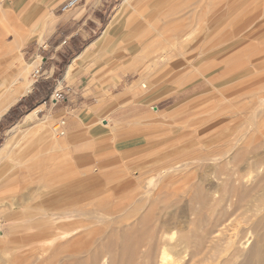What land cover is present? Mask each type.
<instances>
[{"label": "rangeland", "instance_id": "374dc122", "mask_svg": "<svg viewBox=\"0 0 264 264\" xmlns=\"http://www.w3.org/2000/svg\"><path fill=\"white\" fill-rule=\"evenodd\" d=\"M143 2L108 0L104 5H90L95 9L96 23L88 21L87 26L97 32L115 11L120 9L123 16L138 10ZM162 4L144 28L163 68L175 64V75L170 78L172 92L153 105L159 109L155 121L163 135L160 141L165 139L154 151L156 156L126 173L124 168L102 170L93 164L86 179L79 178L78 172L71 174L77 179L62 173L58 181H25L20 194L0 202V264H159L161 248L154 247L149 258L143 256L142 244H148V230L154 226L173 239L179 233L201 234L195 235L196 240L207 237L202 245L206 250L201 247L203 253L193 257V262L202 256V264H247L248 255L249 264H264V259L254 257L257 248L264 258V206L252 207L245 215L233 206L235 197L215 201L220 190L228 188L243 193L259 189L257 192L264 195L260 189L264 183V0H165ZM21 23L11 1L0 0V74L10 72L21 80L20 71H27L26 79L33 80L35 59L39 61L36 55L42 48L26 44L33 33ZM75 28L62 27L60 39H66ZM232 38L233 45H227L230 49H218L219 57L210 54L211 58L198 66V57L210 45L218 46ZM88 39L73 36L60 51H43L41 56L48 57L46 64L45 59L42 61L45 69L54 65L53 77H58L71 57L69 46L77 50L80 41ZM30 64L34 66L28 69ZM50 82L39 77L32 82L34 88L0 117V146L5 143L7 149L20 150V126L14 133L4 130L27 110L33 111L40 95L49 93L47 98L52 100ZM43 113L36 115L42 119ZM53 123L48 122L51 130ZM65 161H56L62 171L67 166ZM235 217L241 223L238 239L246 243L236 242L233 258L224 263L228 255L218 250L211 253L213 240L209 239L217 237V228H223L218 226L223 223L218 219L225 225ZM224 246L219 244L220 249ZM188 258L190 254L185 260Z\"/></svg>", "mask_w": 264, "mask_h": 264}, {"label": "crops", "instance_id": "0c3cea01", "mask_svg": "<svg viewBox=\"0 0 264 264\" xmlns=\"http://www.w3.org/2000/svg\"><path fill=\"white\" fill-rule=\"evenodd\" d=\"M9 1L19 12L23 26L33 33L26 44L41 47V53L48 48H53L54 53L60 51L73 36L89 39L80 41L81 46L76 51L69 46L71 57L55 78L54 65L47 69L44 66L48 57H42L39 52L36 55L39 61H35L33 80L39 77L52 80L50 93L59 90L63 99L54 102L48 100L49 93L45 97L40 95L33 111L44 112L42 119L35 114L26 121L24 117L32 111L27 110L4 130L14 133L20 126L23 143L18 152L7 149L5 143L0 146L3 153L0 157V202L20 194L23 183L31 178L44 183L58 180L62 173H67L69 178L77 179L79 172V178L86 179L92 173L89 168L93 164L101 166L102 170L124 168L126 173L150 162L156 156L154 151L165 140L160 141L163 135L155 121L159 109L153 105L172 92L170 78L175 75V64L163 68L150 45L151 35L145 33L144 28L156 7L163 5L165 0H144L138 10L123 16L119 9L106 18L97 32L87 26L88 21L96 23L95 9L91 10L90 5H104L102 3L108 0H77L67 8L63 7L69 0ZM101 18L104 15L98 17V22ZM74 25L75 30L66 39H60L64 30L61 28ZM232 40L218 46L210 45L198 57V66L211 58L210 54L219 57L221 52L217 50L222 51L229 43L232 46ZM33 88L34 85L30 89ZM58 120L64 122L61 136L48 128V122ZM10 153H14L13 156H9ZM62 158L67 164L63 171L60 163H56ZM74 173L76 175L71 176Z\"/></svg>", "mask_w": 264, "mask_h": 264}, {"label": "bare ground", "instance_id": "6f19581e", "mask_svg": "<svg viewBox=\"0 0 264 264\" xmlns=\"http://www.w3.org/2000/svg\"><path fill=\"white\" fill-rule=\"evenodd\" d=\"M190 3V2H189ZM190 5V4H189ZM179 12H180V10H179ZM187 13V12H186ZM170 14V13H169ZM197 16V15H196ZM178 18V17H177ZM164 23H165V21H164ZM22 24V23H21ZM113 25V24H112ZM153 29H154V27H153ZM192 30V29H191ZM176 31H178V30H176ZM179 31H180V29H179ZM31 33V32H30ZM160 33V32H159ZM174 33V32H173ZM161 34V33H160ZM28 35V34H27ZM170 35V34H169ZM165 39H166V37H165ZM168 39V38H167ZM169 40V39H168ZM169 42V41H168ZM2 43V42H1ZM1 43H0V47H1ZM4 43V42H3ZM164 43H166L165 41H164ZM164 43H162V44H164ZM175 43V42H174ZM178 43V42H177ZM224 43V42H223ZM222 43V44H223ZM20 44H21V41H20ZM179 44V43H178ZM161 45V44H160ZM144 46V45H143ZM159 46V45H158ZM160 47V46H159ZM169 47V46H168ZM167 47V48H168ZM174 47V46H173ZM158 49V48H157ZM160 49V48H159ZM173 49V48H172ZM1 52H3V51H1ZM0 52V53H1ZM3 54V53H2ZM12 60V59H11ZM10 61V60H9ZM8 61V62H9ZM36 61V60H35ZM8 62H6V63H8ZM8 66H9V64H8ZM33 66H34V64H30V65H28V69L29 68H33ZM23 73V74H22ZM25 72L23 71V72H21L20 71V74H22L23 75V78L21 79V80H18V77L17 76H12L11 74H10V72H3V74L1 73L0 74V117L9 109V107L12 105V104H14L17 100H18V98L20 97V96H22V95H24L26 92H28L29 91V89H30V87H31V85H32V82H33V80H29V79H26V76H25V74L27 73V71H26V73L24 74ZM11 75V77H9ZM253 95V94H252ZM230 98V97H229ZM260 98V97H259ZM257 99V98H256ZM35 114H36V112L35 111H31L30 113H28L27 115H26V117H25V120L27 121V120H30L33 116H35ZM260 116V115H259ZM259 123H260V121H259ZM38 131V130H37ZM38 133V132H37ZM49 138V137H48ZM50 140V139H49ZM54 142V141H53ZM52 142V143H53ZM55 142H56V140H55ZM58 143V142H57ZM55 143H53V145H54ZM52 145V144H51ZM52 145V146H53ZM52 146H50V147H52ZM49 148V147H48ZM50 149V148H49ZM36 155V154H35ZM163 168V167H162ZM165 171V170H164ZM171 174V173H170ZM69 179V178H68ZM62 180V179H61ZM168 180V179H167ZM171 180V179H170ZM58 181V180H57ZM63 181V180H62ZM65 183V182H64ZM166 186V185H165ZM257 187V186H256ZM259 188V187H258ZM255 188H253V190H254ZM261 191L262 190H264V183L261 185ZM259 190V189H258ZM258 190H256V191H253V192H255V193H253V192H248V193H243V192H237L234 188H232V189H229L228 188V190H220L221 192H220V198L218 199H216L215 201L217 202H219L220 203V201H223V200H225L226 198H230V200H231V198L233 199V197H235V200H236V196H237V200H236V202H235V200H234V203H236V204H233V206H236V207H239L240 209H242L243 211H244V214L245 215H247L246 213L248 212V210L249 211H251V210H253L252 209V207H259V206H264V195L263 194H261L260 193V191L259 192H257ZM252 191V190H251ZM144 193V192H143ZM264 193V192H263ZM142 199V198H141ZM146 199V198H145ZM142 201V200H141ZM202 201V200H201ZM226 201V200H225ZM203 202V201H202ZM143 203V202H142ZM141 203V204H142ZM229 203L231 204V201H229ZM233 203V202H232ZM140 204V203H139ZM229 204V205H230ZM153 206V205H152ZM209 206V205H208ZM212 206V205H211ZM219 206V205H218ZM232 206V205H231ZM231 206H228V207H230L231 208ZM154 207V206H153ZM233 208V207H232ZM239 208H237V211H238V209ZM150 209V208H149ZM222 209V208H221ZM211 210V209H210ZM231 210V209H230ZM232 211V210H231ZM236 211V212H237ZM240 211V210H239ZM236 212H234V214L236 213ZM210 213V212H209ZM154 214V213H153ZM223 214V213H222ZM233 215V214H232ZM245 215H243V216H245ZM154 216V215H153ZM219 216V215H218ZM156 217V216H155ZM217 217V216H216ZM215 217V218H216ZM224 217V216H223ZM226 217V216H225ZM228 217V216H227ZM227 217H226V219H227ZM246 217V216H245ZM248 217V216H247ZM219 218V217H218ZM229 218H232L231 216H229ZM143 219H145L146 220V217L145 218H143ZM142 219V221H145V220H143ZM156 219V218H155ZM223 219H225V218H223ZM236 219V217L234 218V220H232L231 221V219H229L231 222H229V223H227V224H223V223H225L224 222V220H222V221H220L221 219H218L219 220V222H223V223H220L218 226H221V225H223L222 227V229L221 228H217L216 229V233H217V237H213L214 239H209V240H213L212 242H213V244H212V246H211V249L212 250H210V251H212L211 253H213V250H218V253H220V254H222V252H224V254H227L228 255V257H225V258H227V259H225L224 257V263H228V262H230L231 261V259L233 258L232 256H234V252H233V249H232V247L235 245V243L236 242H239V243H242V244H244V243H246V241L244 242H242V241H240V239L241 238H239L238 239V237H241V236H239V234H238V226H241L240 224V221H237V220H235ZM246 219H248V218H246ZM215 220V219H214ZM217 220V221H218ZM238 220H240V219H238ZM139 221H141V220H139ZM147 221V220H146ZM216 220H215V222H217ZM247 221V220H246ZM140 223V222H139ZM214 223V222H213ZM212 223V224H213ZM142 224V223H141ZM144 224V223H143ZM214 225V224H213ZM144 226V225H143ZM215 226H217L216 224H215ZM215 226H213V227H215ZM211 227V226H210ZM159 228V227H158ZM136 229V228H135ZM147 229V228H146ZM211 229H212V227H211ZM125 230H127V229H125ZM150 230V231H149ZM148 230V239H149V241H148V239H146V241H148V246L147 245H145V243L144 244H142V246L144 245L145 247H142V248H144V250H143V256H144V258H149L151 255H152V252L154 251V249L155 248H159V250H160V248H161V254L159 255L160 256V259L158 260L159 261V264H186V262L185 261H187V260H191L193 257H196V255L197 254H199V252L200 253H203L202 251L204 250L203 248H201V247H204V246H202L203 245V243L205 242V240H204V238H205V236L203 235V237L201 236L198 240H196L195 238H198V236L197 237H195V235H199V234H196L195 233V235H193L192 233V235H185V233L184 234H182V233H179L178 234V236H176L175 237V239H173L174 237H172V235H168V233H166V232H164V231H162L161 229H160V231H162V232H160L159 231V229H157V227H153V228H151V229H149ZM215 230V229H214ZM241 230V228L239 229V231ZM217 231H219V232H217ZM146 232V231H145ZM159 232L161 233V234H159ZM190 232H192L191 230H190ZM223 232H226V233H223ZM242 232V231H241ZM245 232V231H244ZM142 233V232H141ZM204 233H206V231L204 232ZM240 233V232H239ZM90 234V233H89ZM88 234V235H89ZM129 234V233H128ZM145 234V233H144ZM86 235V234H85ZM201 235V234H200ZM199 235V236H200ZM220 235H223V236H220ZM0 236H2L1 234H0ZM129 236V235H128ZM137 236V235H136ZM146 236V235H145ZM207 236V235H206ZM142 237H143V235H142ZM195 237V238H194ZM225 238V241H221V239L222 238ZM209 238V237H208ZM261 238V237H260ZM135 239V238H134ZM205 239H207V237L205 238ZM239 241H238V240ZM141 240V239H140ZM144 240V239H143ZM142 240V241H143ZM222 240H224V239H222ZM264 240V239H263ZM129 241H130V239H129ZM129 241H127V242H129ZM145 241V240H144ZM143 241V242H144ZM204 241V242H203ZM208 241V240H207ZM136 242L138 243V238H137V240H136ZM142 242V243H143ZM211 242V243H212ZM123 243H125V242H123ZM206 243V242H205ZM208 243H210V242H208ZM221 243H225V246H224V248H222V249H220V247H219V244H221ZM128 245V244H127ZM137 245H139V244H137ZM206 245V244H205ZM125 246L126 245H124V248H122L123 250H125ZM135 247H136V245H134ZM134 247V248H135ZM155 247V248H154ZM208 248H209V246H207ZM254 247V246H253ZM107 248V247H106ZM127 248V247H126ZM141 248V247H140ZM205 248V247H204ZM121 249V248H120ZM121 249V250H122ZM128 249V248H127ZM136 249V248H135ZM139 249V248H138ZM137 249V250H138ZM153 249V250H152ZM235 249V248H234ZM257 248H255V250H254V254H255V258H258V261L259 260H263L264 258H263V256H261L260 255V253H261V251H260V249L259 250H256ZM134 250V249H133ZM200 250V251H199ZM205 250H206V248H205ZM126 251V250H125ZM209 251V250H208ZM108 252H109V250H108ZM120 252V251H119ZM160 252V251H159ZM101 253H102V251H101ZM116 253V252H115ZM126 253V252H125ZM135 253V252H134ZM208 253V252H207ZM207 253H206V255H207ZM211 253H210V256H212V255H214V254H212L211 255ZM218 253H216L215 252V254L217 255V257H218ZM95 254V253H94ZM188 254H190V256H191V258H188L187 260H185L186 259V255H188ZM219 254V255H220ZM121 255V254H120ZM138 255V254H137ZM204 256L205 258L207 257V256ZM154 256V255H153ZM198 256V255H197ZM226 256V255H225ZM229 256H230V258H229ZM246 256V255H245ZM122 257V256H121ZM132 257V256H131ZM188 257V256H187ZM214 258H216V256H213ZM201 258H203L202 256H201ZM201 258H199L198 260H195L194 262L191 260L190 262H189V264H202V262H203V259L201 260ZM209 258V257H208ZM219 258V257H218ZM250 258V257H249ZM134 259V258H133ZM142 259V258H141ZM211 259H212V257H211ZM253 258L251 257V260H252ZM206 260H208V259H206ZM215 260V259H214ZM223 260V259H222ZM218 261V260H217ZM247 264H249L248 263V255H247ZM256 261V260H255ZM205 262V261H204ZM250 262V261H249ZM158 263V262H157ZM251 263V262H250ZM252 263H253V261H252ZM261 263V262H260ZM130 264H131V262H130ZM138 264V263H137ZM241 264V263H240ZM244 264H246V263H244Z\"/></svg>", "mask_w": 264, "mask_h": 264}, {"label": "built area", "instance_id": "2783aa9c", "mask_svg": "<svg viewBox=\"0 0 264 264\" xmlns=\"http://www.w3.org/2000/svg\"><path fill=\"white\" fill-rule=\"evenodd\" d=\"M77 0H69L63 8H67L68 6H71L73 5ZM52 101L56 102V101H61L63 99V94L62 92H60L59 90L58 91H54L52 94H51V97ZM63 120H58L56 122L53 123V126H52V131L54 134H56L57 136H61L64 134V130H63Z\"/></svg>", "mask_w": 264, "mask_h": 264}, {"label": "trees", "instance_id": "16d2710c", "mask_svg": "<svg viewBox=\"0 0 264 264\" xmlns=\"http://www.w3.org/2000/svg\"><path fill=\"white\" fill-rule=\"evenodd\" d=\"M19 104H20V102H19ZM19 104H18V105H19ZM18 105H16L15 107H17ZM15 107H14V108H15ZM12 110H13V108L10 110V112H11Z\"/></svg>", "mask_w": 264, "mask_h": 264}]
</instances>
